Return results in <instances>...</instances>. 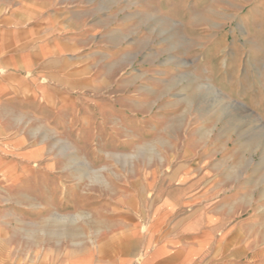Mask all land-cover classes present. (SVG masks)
I'll return each instance as SVG.
<instances>
[{
	"label": "rangeland",
	"instance_id": "1",
	"mask_svg": "<svg viewBox=\"0 0 264 264\" xmlns=\"http://www.w3.org/2000/svg\"><path fill=\"white\" fill-rule=\"evenodd\" d=\"M105 1L119 47L97 63L105 86L119 82L117 103L73 115L61 135L30 129L55 144L54 166L24 161L8 168L21 178H0V264L95 254L113 209L120 228L132 213L142 226L150 192L176 183L206 195L201 206L221 189L264 240V0Z\"/></svg>",
	"mask_w": 264,
	"mask_h": 264
},
{
	"label": "crops",
	"instance_id": "2",
	"mask_svg": "<svg viewBox=\"0 0 264 264\" xmlns=\"http://www.w3.org/2000/svg\"><path fill=\"white\" fill-rule=\"evenodd\" d=\"M105 2L0 0V178H21L20 172L8 168L24 161L42 159L47 167L54 166L47 152L55 144L26 138L30 129L38 128V135L43 129L61 135L62 127L71 130L73 115L91 112L104 102L113 109L117 103L120 84L108 81L105 86L97 63L98 56L119 47L118 14L116 23L107 21L111 9L102 8ZM105 88L111 93L107 98ZM180 187L159 185L150 192L155 206L142 226L136 225L132 213V223L120 228L119 208L113 209L116 221L105 229L108 237L96 244L95 254L85 251L47 262L264 264V240L255 233L263 224L237 219L236 209L216 186L208 189L207 197L213 200L208 206L198 205L206 195L200 198V191L184 193ZM177 190L176 196L170 195ZM45 229L35 232L54 236Z\"/></svg>",
	"mask_w": 264,
	"mask_h": 264
}]
</instances>
